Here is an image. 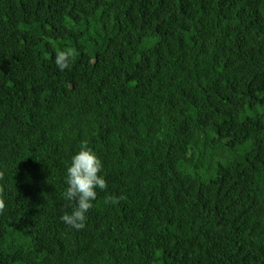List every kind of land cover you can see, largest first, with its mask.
Returning a JSON list of instances; mask_svg holds the SVG:
<instances>
[{
	"label": "trees",
	"instance_id": "trees-1",
	"mask_svg": "<svg viewBox=\"0 0 264 264\" xmlns=\"http://www.w3.org/2000/svg\"><path fill=\"white\" fill-rule=\"evenodd\" d=\"M0 202V264H264V0H0Z\"/></svg>",
	"mask_w": 264,
	"mask_h": 264
},
{
	"label": "clouds",
	"instance_id": "clouds-1",
	"mask_svg": "<svg viewBox=\"0 0 264 264\" xmlns=\"http://www.w3.org/2000/svg\"><path fill=\"white\" fill-rule=\"evenodd\" d=\"M70 54L60 52L57 54V66L61 71L69 67ZM104 173V163L98 153L82 142L79 150L71 156L70 163L66 166L65 184L66 190L63 197L74 202L71 212H65L61 216L63 223L76 230L86 227L88 213L96 201L99 191H106L108 183ZM120 198H109L110 204L118 203ZM0 202V210H3Z\"/></svg>",
	"mask_w": 264,
	"mask_h": 264
}]
</instances>
